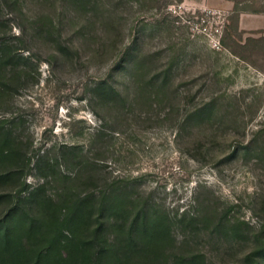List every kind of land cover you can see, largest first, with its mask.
Instances as JSON below:
<instances>
[{
  "label": "rangeland",
  "instance_id": "1",
  "mask_svg": "<svg viewBox=\"0 0 264 264\" xmlns=\"http://www.w3.org/2000/svg\"><path fill=\"white\" fill-rule=\"evenodd\" d=\"M166 1L0 0V44L16 62L0 125L75 192L87 178L97 190L113 184L131 200L128 223L140 207L165 219L166 264H254L264 36L238 28L249 0ZM26 182L41 179L31 170Z\"/></svg>",
  "mask_w": 264,
  "mask_h": 264
},
{
  "label": "trees",
  "instance_id": "2",
  "mask_svg": "<svg viewBox=\"0 0 264 264\" xmlns=\"http://www.w3.org/2000/svg\"><path fill=\"white\" fill-rule=\"evenodd\" d=\"M15 65L10 46L0 44V96L11 93L3 81ZM96 89L107 100L111 88ZM15 133L0 125V264H166L160 248L169 233L165 219L140 207L128 223L131 200L113 184L97 190L95 178H87L82 194L75 192L57 164L45 154L30 155V144ZM31 170L41 179L34 186L26 182ZM248 255L264 264V243ZM172 264L195 261L180 257Z\"/></svg>",
  "mask_w": 264,
  "mask_h": 264
},
{
  "label": "crops",
  "instance_id": "3",
  "mask_svg": "<svg viewBox=\"0 0 264 264\" xmlns=\"http://www.w3.org/2000/svg\"><path fill=\"white\" fill-rule=\"evenodd\" d=\"M249 0L246 7L238 12L237 25L243 31H257L264 36V0L261 4Z\"/></svg>",
  "mask_w": 264,
  "mask_h": 264
}]
</instances>
